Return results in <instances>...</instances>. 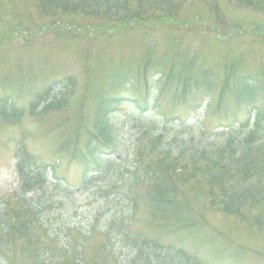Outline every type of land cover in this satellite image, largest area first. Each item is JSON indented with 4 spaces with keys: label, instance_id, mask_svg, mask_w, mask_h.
Here are the masks:
<instances>
[{
    "label": "trees",
    "instance_id": "16d2710c",
    "mask_svg": "<svg viewBox=\"0 0 264 264\" xmlns=\"http://www.w3.org/2000/svg\"><path fill=\"white\" fill-rule=\"evenodd\" d=\"M230 1L239 8L264 13V0ZM187 3L188 0H35L38 14L48 21L37 31L43 38L52 31L51 25L62 29L59 17L72 16L83 18L86 25L95 24L79 30L85 31L87 35L83 36L89 38L93 33L129 36L134 29L144 27L168 30L164 36L177 37L201 28L199 19L182 22L180 15ZM215 7V20L220 22ZM220 25L223 24L214 23L208 29L221 37V42L249 32L264 45V29L260 25L247 30L232 28L227 33ZM12 38L0 40V52ZM172 47L182 56H169L165 70L161 65L155 70L148 64L143 68L139 62L141 56L125 65L123 72L109 83L113 92L116 89L114 94L102 96L92 128L85 130L83 103L72 115L59 119L53 116L65 113L72 102L70 96L77 86L72 77L53 82L41 93L34 86L30 90L1 94L0 134L2 128L19 127L22 139L12 151L11 170L17 181L10 192L0 191V264H207L197 253L180 248L178 243L165 244L161 239L165 235L190 238L200 230H211L212 242L223 239L222 252L233 253L235 258L249 252L212 226L204 211L239 220L248 230L264 232V66L256 74L243 77L234 73L236 69L227 56L219 101L212 108L218 79L212 71L194 70L193 63L188 67L179 63L178 58L188 57L189 52L177 50L176 43ZM88 67L86 63L87 75L91 74ZM54 70L61 73L58 68ZM153 74L158 75V83L155 82L152 90ZM142 78L145 81L141 82ZM175 82L182 85V92L172 93L175 103L195 85L201 86L206 92L191 100L195 111L204 114L214 111L227 117L236 108L248 111V118L240 121L235 117L233 123L224 126L230 132H225L226 139L221 144H197L194 137L186 136L178 143V136L168 137L167 124L156 129L157 134L152 128L147 129L145 135H155V139L142 146L138 152L140 158L130 156L127 165H118L119 159L112 160L114 152L105 151L119 147L112 114L123 101L114 97L118 96L116 92L123 88L136 90L131 98L134 100L130 101L140 112L138 115L147 117L152 113L160 117L164 116L160 111L164 95ZM26 96L35 97V101L28 108L19 107L17 102ZM141 98H146L145 102ZM229 99L234 107L224 105ZM171 118L165 117L164 121L173 124L176 120ZM175 118L185 120L182 116ZM26 119L48 125L47 131L56 138L59 150L83 166L78 183L71 184L67 177L58 175L60 160L46 163L29 149L28 134L23 127ZM5 142L0 140L2 150ZM148 147L154 159L146 162L143 157ZM191 188L199 195L188 202L183 198L186 189ZM81 196L91 199L88 215L79 201ZM198 203L204 211L196 209ZM144 204L148 208V226L157 238L152 236V230L151 233L135 230ZM163 231L168 234H160Z\"/></svg>",
    "mask_w": 264,
    "mask_h": 264
},
{
    "label": "rangeland",
    "instance_id": "374dc122",
    "mask_svg": "<svg viewBox=\"0 0 264 264\" xmlns=\"http://www.w3.org/2000/svg\"><path fill=\"white\" fill-rule=\"evenodd\" d=\"M215 6L219 10L220 22L215 20L217 16ZM180 17L182 22L199 19L198 21L202 22L201 28L184 32L177 37L167 35L165 37L164 34L168 30L162 32L144 27L134 29L129 36H106L93 33L90 35L93 37L89 38V35L83 36L87 35L85 31L79 30L95 24L86 25L81 17L62 16L58 19L59 25L62 26L61 31L54 29L51 25L52 31L41 38L42 33L37 31V28L48 21L42 20L38 14L35 0H0V40L13 37L0 52V96L3 92L30 90L34 86L39 87L38 93H41L53 82L58 83L64 78L72 77L77 84L74 94L70 96L72 102L67 106L65 113H56L53 116L59 119L72 115L83 103L82 113L85 124H82V127L84 130L87 127L92 128L98 101L102 99V96L111 95L113 87L109 86V83L112 84L115 76L123 72L124 66L137 61L141 56L139 62L142 63L143 68L148 64L150 69L152 67L155 70L161 65L165 70L169 56L172 57L175 54L182 56L172 47V43H176L177 50L185 49V53L189 52L188 57L178 58L179 63L185 64L186 67L193 63L194 70H202L203 73L212 71L218 79L219 85L213 94L212 106L216 108L221 83L226 74L223 70L226 57L230 56L231 66L236 69L234 70L236 75L240 74L244 77L248 74H256L259 68L264 66V45L260 40L250 36L249 32L231 41L221 42L219 40L221 37L208 28L214 23H222L220 29L224 33L230 32L232 28L242 27L247 30L248 27L254 25H260L264 29V13L239 8L230 0H188ZM65 27H69L70 30H66ZM11 32L15 34L10 36ZM86 63L88 68H91V74L88 75L85 72ZM55 68H58L61 73L54 70ZM157 79V74L151 76L152 90L155 82L158 83ZM143 81H145L144 78L141 79V82ZM176 82L165 93L164 105L160 109L165 117H172L170 120H176L173 124H169V120L164 121L165 117L161 115L159 117L151 113L146 115L147 117L139 116V111L132 107L133 103L130 101L134 100L131 98L135 97L136 90L123 88L116 92L118 96L114 97L121 98L123 101L115 107V112L112 114L114 136L118 140L119 147L116 149L109 147L105 151L114 152L112 160L119 159L118 165H127L130 156L132 159L140 158L138 152L142 146L155 139V135H145L147 129L152 128V132L156 131L155 134H157V130L167 124L168 137L178 136V143L183 136H186L194 137L197 144L199 142L201 144H221L226 139L225 132H228L224 126L233 123L235 117L240 121L248 118V111L236 108L231 109L227 117L214 111L208 113L209 115L202 113L201 110L195 111L193 108L195 104L192 105L191 100L201 92H206L201 86L195 85L192 91L185 95L188 101L180 95L184 98L175 103L172 101V93L182 92V85L177 86ZM158 90H160V85ZM34 98L26 96L20 99L17 105L28 108L35 101ZM141 100L145 102L146 98H141ZM224 105L234 107L230 99L225 100ZM175 116H182L185 120L178 121ZM47 126L40 120L26 119L23 127L28 134L29 149L46 163L54 164L60 160L58 175L67 177L71 184L78 183L83 166L78 162H73L69 154L59 150L56 138L48 133ZM19 129L22 130L19 127L1 129L3 132L0 134V140H5L6 145L3 150L0 147L2 151L0 154V191L10 192L17 181L11 170V161L13 148L22 139ZM30 133H33V137ZM144 154L143 160L146 162L154 159L149 147ZM198 195L196 189H186L183 199L190 202ZM79 201L88 215L90 208H87L91 199L81 196ZM195 207L198 211H204L199 203ZM204 213L212 226L229 239L245 246L249 252L242 258H235L233 253L230 254L227 251L222 252L224 240L212 242L213 232L211 230H200L192 234V237L185 239L178 235H165L161 237L162 241L165 244L178 243L180 248L197 253L207 264H264V232L259 233L255 229L248 230L239 220L221 217L208 210ZM148 222V208L144 204L138 214L135 230L138 233H151L152 228L148 226ZM160 234H168V231L160 232ZM152 236L158 237L154 231Z\"/></svg>",
    "mask_w": 264,
    "mask_h": 264
}]
</instances>
